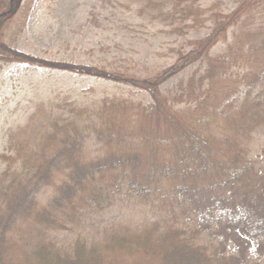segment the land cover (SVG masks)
I'll list each match as a JSON object with an SVG mask.
<instances>
[{"label": "trees", "instance_id": "obj_1", "mask_svg": "<svg viewBox=\"0 0 264 264\" xmlns=\"http://www.w3.org/2000/svg\"><path fill=\"white\" fill-rule=\"evenodd\" d=\"M107 1L138 3L152 21L194 16L188 0ZM28 7L0 0V61L127 85L146 99L101 97L78 122L71 104L41 106L24 145L0 164V264H264V146L252 154L264 134V21L246 20L263 15L262 0H232L186 58L155 75L21 50L17 21ZM188 65L196 69L183 77ZM179 73V91L163 94ZM128 200L152 217L123 226L129 234H85L96 214Z\"/></svg>", "mask_w": 264, "mask_h": 264}, {"label": "rangeland", "instance_id": "obj_2", "mask_svg": "<svg viewBox=\"0 0 264 264\" xmlns=\"http://www.w3.org/2000/svg\"><path fill=\"white\" fill-rule=\"evenodd\" d=\"M111 1L113 4L114 0ZM188 1L193 3L194 16L187 21L170 23L152 21L146 13L138 15V3L128 9L116 4L113 6L117 8H112L107 0H28L27 17L19 16L20 20L17 21L20 26L17 33L19 48L49 59L120 66L124 73L155 75L179 57L186 58L191 50V42L207 35L214 26L212 19L216 15L226 14L232 2ZM256 19L246 18L247 22H262L264 13L261 15L259 12ZM193 65L186 67L183 77L196 69ZM181 75L179 73L162 84V93H168L173 86L178 90L177 82ZM105 96L131 97L130 101L133 102H144L146 99L138 88L127 85L66 70L0 61V164L4 165L5 158L13 157L19 145H24L23 141L30 136V128L26 126L36 120L35 114L43 108L41 106L49 108L53 104L55 108L71 104L76 111L74 119L78 122L79 116L84 118L90 106L101 105L106 102L105 99L108 101V98H101ZM183 105L180 101L176 103V108ZM118 108L116 106L114 110H122ZM263 146L264 134L255 135L252 154H258ZM96 149V146H92L86 149V154H95ZM63 179L58 174L54 182L59 183ZM52 191V185L48 186L40 194L39 203L43 204ZM146 216L152 217L136 200H128L125 208L116 203L96 214L91 221L93 223H87V227L95 230L85 234L95 235L97 230L100 233L98 237L112 232L129 234L133 230L124 231L122 227L127 225L134 228ZM133 258V255H127L124 259Z\"/></svg>", "mask_w": 264, "mask_h": 264}]
</instances>
